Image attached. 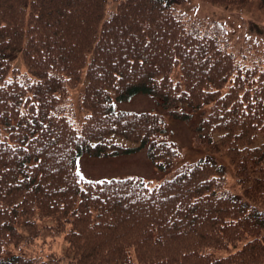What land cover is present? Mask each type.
<instances>
[{
    "label": "trees",
    "instance_id": "trees-1",
    "mask_svg": "<svg viewBox=\"0 0 264 264\" xmlns=\"http://www.w3.org/2000/svg\"><path fill=\"white\" fill-rule=\"evenodd\" d=\"M184 1L0 0V264H264V46L238 58ZM137 94L208 106L194 144L220 135L237 194L211 160L82 177L84 155L179 156L161 114L115 106Z\"/></svg>",
    "mask_w": 264,
    "mask_h": 264
},
{
    "label": "rangeland",
    "instance_id": "rangeland-1",
    "mask_svg": "<svg viewBox=\"0 0 264 264\" xmlns=\"http://www.w3.org/2000/svg\"><path fill=\"white\" fill-rule=\"evenodd\" d=\"M178 7L203 23H214L218 26L228 40V49L234 52L238 58L244 56L249 58L246 54L248 47L258 54L256 49L264 46V12L256 3L234 6L214 4L208 0H185ZM82 81L85 82L84 77ZM83 82L79 86L81 89ZM75 98L77 101L78 95H75ZM115 106L125 111H150L161 114L164 117L169 139L177 144L179 156L166 170L157 171L147 158L145 148L134 154L116 157L96 158L84 155L78 160V172L82 177L88 180H97L138 176L150 180L152 183H159L170 178L176 168L184 162L211 160L225 168L228 187L233 194H237L238 187L234 184L232 166L223 154L222 148L217 145L220 135L213 134L215 151L197 148L194 144L195 127L206 115L208 106L196 111L185 108V112L191 113L185 121L172 117L169 113L170 108L164 105L161 98L146 94H137L128 100L117 101ZM63 247L64 242L59 240L54 246V250L61 252Z\"/></svg>",
    "mask_w": 264,
    "mask_h": 264
}]
</instances>
